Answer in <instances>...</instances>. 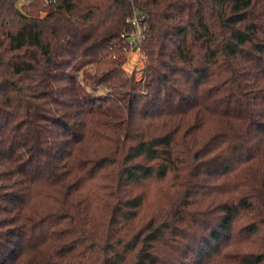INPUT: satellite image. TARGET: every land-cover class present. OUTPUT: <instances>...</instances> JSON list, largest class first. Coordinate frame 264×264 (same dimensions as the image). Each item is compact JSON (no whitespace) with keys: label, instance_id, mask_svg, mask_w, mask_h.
Here are the masks:
<instances>
[{"label":"trees","instance_id":"1","mask_svg":"<svg viewBox=\"0 0 264 264\" xmlns=\"http://www.w3.org/2000/svg\"><path fill=\"white\" fill-rule=\"evenodd\" d=\"M0 264H264V0H0Z\"/></svg>","mask_w":264,"mask_h":264},{"label":"rangeland","instance_id":"2","mask_svg":"<svg viewBox=\"0 0 264 264\" xmlns=\"http://www.w3.org/2000/svg\"><path fill=\"white\" fill-rule=\"evenodd\" d=\"M125 59L126 61L123 64V69L128 73L134 74L137 80H140L143 73L142 70L145 65V59L138 42L126 44Z\"/></svg>","mask_w":264,"mask_h":264},{"label":"built area","instance_id":"3","mask_svg":"<svg viewBox=\"0 0 264 264\" xmlns=\"http://www.w3.org/2000/svg\"><path fill=\"white\" fill-rule=\"evenodd\" d=\"M140 19L141 18H135V19L132 20V24L134 26V31L132 33V35H133L132 43L133 42L137 43L140 40L141 36H142L143 28H142V26L140 24Z\"/></svg>","mask_w":264,"mask_h":264}]
</instances>
